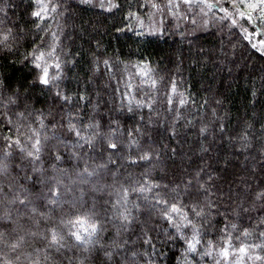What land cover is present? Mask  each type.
I'll return each mask as SVG.
<instances>
[{"label": "trees", "instance_id": "obj_1", "mask_svg": "<svg viewBox=\"0 0 264 264\" xmlns=\"http://www.w3.org/2000/svg\"><path fill=\"white\" fill-rule=\"evenodd\" d=\"M233 1L241 9L247 6V0ZM41 3L56 6L43 20L32 16ZM156 3L160 0H112L114 6L98 8L79 0H0V35L12 33V50L0 46V81L5 85L0 89V157L11 152L15 187L8 199L18 194L30 201L27 208L13 205L14 223L0 227V232L7 229L0 239V262L78 264L87 257L85 264H150V259L152 264H182L178 257L185 242L167 238L175 230L163 218V206H153L156 198H163L178 206H190L193 199L201 205L213 202L211 226H205L198 245L204 252L211 241L212 255H197L199 264H264V247H253L264 245V199L256 198L264 192V54L227 22L223 29L186 37L173 30L147 35L133 19L147 17ZM41 44L45 52L55 48L52 57L46 56L49 77H56L48 86L38 82L40 70L24 62V55ZM69 119L84 135L92 131H84L87 125H100L102 136L93 149L81 150L78 159L71 156L75 137L68 131ZM33 133L41 139L35 163L39 172H33V164L20 152L21 147L32 150ZM5 136L20 139V146L7 148ZM108 136L119 152L104 150ZM54 146L62 161L54 159ZM146 152L151 159L140 160ZM110 155L117 164L108 163ZM104 164L106 168L100 167ZM54 166L67 171L61 175ZM85 167L95 174L79 176ZM241 167L246 173L235 186ZM41 173L45 179L59 176L73 189L62 196L63 207L46 217L39 213L48 212L44 195L52 182L38 183ZM145 182L159 187L143 194L129 191L132 220L119 227L122 189ZM200 184L208 189L207 197L198 191ZM77 217H91L101 226L89 252L68 235L75 230L68 221ZM53 229L64 236L65 247L50 245ZM185 235L190 237L191 230ZM147 237L155 252L145 243ZM242 246L247 249L243 254ZM226 247L229 256L224 258L219 253ZM106 251L114 253L111 260Z\"/></svg>", "mask_w": 264, "mask_h": 264}, {"label": "snow or ice", "instance_id": "obj_2", "mask_svg": "<svg viewBox=\"0 0 264 264\" xmlns=\"http://www.w3.org/2000/svg\"><path fill=\"white\" fill-rule=\"evenodd\" d=\"M83 3H90L91 0H82ZM185 4H191L192 0H183ZM201 3H204L206 7L209 9L213 7H218V4H209L207 3V0H200ZM241 3H245V0H240ZM101 7H103V4H101ZM232 7L235 8L236 4L233 2ZM247 7L251 9V12L245 13L243 11L239 12V15L241 17H246L247 21L250 24L256 25V32L255 35H264L260 31V23L264 22V0H247ZM51 10L52 12L56 11V6L51 5V7L48 4H40L39 10L34 11L32 13L33 17L39 18L43 20L47 13ZM221 11L225 12V18H230L229 14L227 12L226 8H221ZM253 13H257L258 15H254ZM232 25H236L237 21L235 19L231 20ZM39 27V25H37ZM247 32V29L244 30ZM54 35V34H53ZM249 35L245 36V39H249ZM12 36L11 30L8 31L7 34L0 35V46L7 49L8 51H11V47L8 44L9 38ZM261 50L264 52V40H260ZM253 48H256V44H252ZM55 53V48L52 47L50 51L45 52L43 50V44L37 47H33V49L26 53L24 55V62H31L34 69L40 70L37 75V80L40 84L48 86L52 80H55L56 77H49V65L47 64L46 56L52 57ZM105 64H107V61H105ZM56 68H59L60 65L57 63L55 65ZM5 87L2 81H0V89ZM56 95L60 97L61 99L68 101L70 98L66 95L62 96L60 92H57ZM83 99V97H81ZM8 100L10 103H16L15 100L12 99V97H8ZM183 104L184 101H181ZM129 111H132L131 108H129ZM17 115L21 118H24L25 114L24 112H19ZM6 123L11 126L12 121L9 118ZM41 126L43 127V121L41 120ZM100 125L98 123L89 124L86 126V131L88 128L92 129L90 134L84 135L82 134V129L77 126L76 123L72 121V119H69L68 121V131L75 137V141L72 144V158L78 159L79 153L81 150H83L85 147L88 149H93L95 146V141L97 137H101L102 134L97 131L99 129ZM18 131V130H17ZM135 131H139L138 129H135ZM201 134L206 132L205 128H202ZM130 136L132 135V130L128 133ZM33 136L35 137L34 143L31 144V151H26L24 148H20L21 153H25V159H29V162L33 164V172H39L40 170L35 167V163L39 161L40 159V153H41V139L38 137V134L33 133ZM105 145L104 148L105 151L112 150L113 154L116 152H119L121 149L118 146L117 143L113 142V139L111 136L105 137ZM4 141L7 145V148H11L13 144L17 147L20 146L21 141L20 139H16L15 141H12V138L10 136H5ZM65 148L67 150V145H65ZM11 156L10 151H5L3 154V157H0V203H3L4 210L2 213H0V227H5L6 225L13 224V215H12V206L19 204L21 207L27 208L30 201L27 200V197L21 199L20 196L17 194L12 199H8L9 195L12 193L13 188L15 187L14 179L10 177V165L8 163V158ZM53 156L56 161H62L63 156L60 154L58 149L55 148L53 150ZM140 160H149L151 159V156L149 153H144L139 157ZM23 163V160L21 161V164ZM108 163L117 164V161H113L111 158V155L109 156ZM131 163H136L135 160L131 161ZM18 168L21 167V165H17ZM100 167H107V164L101 165ZM55 168V166H54ZM55 171L61 175L66 173V169L63 168H55ZM95 174V170L92 172L88 171V168L85 167L83 169L82 173H78L79 176H87L92 177ZM25 179H31V177L25 176ZM7 180V183H4L3 181ZM51 181V186L48 188L47 193L44 195V198L46 199V207L48 208V212H40L39 215L41 217H46L48 213H51L56 210L58 207H63L62 203V196L69 194L73 191L72 188H70L68 185L64 183V181L59 176H52L48 178H44L43 174L41 173L40 178L37 180L40 184H45ZM86 182V181H85ZM192 181L189 180L187 182V188H191ZM153 187H159V185H147V182H145L144 185H140L139 187H132L131 190L128 188H123V196L120 201L117 203L120 205V210L117 212V218L120 221L121 228H126L128 224L131 223L132 220V212L131 209L127 207L128 203V197H129V191L131 192H139L143 194L145 191H152ZM97 191H102L103 189H96ZM198 191H203L205 193V196L207 197L209 195L208 189L205 188L203 184H200L198 186ZM189 196H192L193 194L188 191L186 193ZM257 199H264V192L257 193L256 195ZM75 201L73 202V204ZM156 205H162V216L163 218L168 222L169 226L172 227L175 230L174 235H169L167 238L169 240L179 238L184 240L185 242V249L181 253V257H178V261L182 260V264H193V261H195V264H199V261L196 260V256L199 255L201 258L204 256H210L212 255V242L208 241V249H206L204 252H199L198 245L201 244L202 240V232L205 230V226H211L210 217L212 215L211 209L213 208V202L208 200L204 205H201L196 199H193L190 206L188 205H180L178 206L175 201L169 203L167 199L163 198H156L154 207ZM113 208H116V205H112ZM134 207L138 208L139 205H134ZM207 209V210H206ZM30 211L35 214L37 212V209L35 207L31 208ZM264 224V221L261 222ZM68 224L71 225V227L75 230H70L68 235L69 237L76 242L77 247H83L85 252L91 251V247H94L97 241L95 240L96 235L101 230V226L99 225L98 221H93L91 217L82 218L77 217L74 220H69ZM87 225V226H85ZM235 227V225H233ZM190 229L191 230V236L188 237L185 235V231ZM7 229L5 228V232ZM5 232H0V239H2L5 235ZM119 232V230H118ZM248 232L245 230V235H247ZM50 245L56 246L58 249L63 248L66 245L64 244V236L57 233L54 229L50 230ZM147 236V233H145ZM261 235H264V233H261ZM145 243L148 244L150 247H152L153 251L155 252V245L151 242V237H147L145 239ZM13 249H16L18 247L17 243H13L11 245ZM102 247V245H101ZM117 248L120 247L119 244L116 245ZM253 247H264V245H254ZM240 253H245L247 249L245 247H240L239 249ZM114 253L106 251L105 256L111 260ZM136 253H133V256H135ZM162 255V254H161ZM219 255L223 256L224 258H227L229 256V250L228 248H223ZM191 256V259L189 258ZM87 257H84L79 260L78 264H85ZM256 260H260V256L255 257ZM0 264H8L7 261L0 262ZM150 264H152L150 259ZM219 264V262H217Z\"/></svg>", "mask_w": 264, "mask_h": 264}, {"label": "rangeland", "instance_id": "obj_3", "mask_svg": "<svg viewBox=\"0 0 264 264\" xmlns=\"http://www.w3.org/2000/svg\"><path fill=\"white\" fill-rule=\"evenodd\" d=\"M79 2H82V0H79ZM233 2L235 1L207 0L209 4L219 5L218 7L209 9L204 3H201L200 0H192L191 4H185L183 0H160V3H156V5L151 7L147 17H135L133 21H135L137 29H142L145 34L150 36L159 35L163 33L164 30H173L174 33H181L185 37L205 33L215 28L218 30L221 28L223 29L227 22L232 30L242 33L243 36L251 34L247 40L250 41L251 44H256L257 49H261L259 42L260 40H264V35H255L256 25L254 23L250 24L246 17H241L239 15L241 11L245 13L251 12L250 9L246 5L241 9L237 2H235L236 7L233 8ZM90 4L98 8H103L105 5L109 6L110 4L114 6L112 0H91ZM101 4H103V7H101ZM221 8L227 9L230 18H225V12L221 11ZM232 19L237 21L236 25H232ZM170 26H172L173 29L169 28ZM245 29H247V32L244 31ZM260 31L264 33V30L260 29ZM262 53L264 54V52ZM107 100L108 99L105 101L106 106L110 104ZM245 170L246 169L241 167L238 172V178L240 179L233 183L235 186H239L240 182L243 180L241 176L246 173ZM251 170L256 171L252 166Z\"/></svg>", "mask_w": 264, "mask_h": 264}]
</instances>
